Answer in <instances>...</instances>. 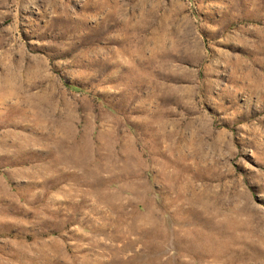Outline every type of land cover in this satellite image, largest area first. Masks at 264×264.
Here are the masks:
<instances>
[{"label":"rangeland","instance_id":"rangeland-1","mask_svg":"<svg viewBox=\"0 0 264 264\" xmlns=\"http://www.w3.org/2000/svg\"><path fill=\"white\" fill-rule=\"evenodd\" d=\"M0 264H264V0H0Z\"/></svg>","mask_w":264,"mask_h":264}]
</instances>
